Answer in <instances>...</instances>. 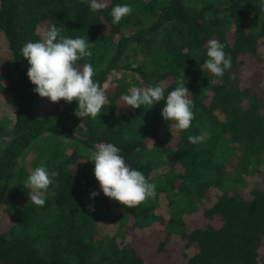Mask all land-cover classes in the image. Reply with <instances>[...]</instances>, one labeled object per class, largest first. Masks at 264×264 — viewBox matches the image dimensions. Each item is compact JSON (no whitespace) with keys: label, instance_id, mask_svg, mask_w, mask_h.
Wrapping results in <instances>:
<instances>
[{"label":"trees","instance_id":"trees-1","mask_svg":"<svg viewBox=\"0 0 264 264\" xmlns=\"http://www.w3.org/2000/svg\"><path fill=\"white\" fill-rule=\"evenodd\" d=\"M106 3L93 12L90 0H0V35L8 50L0 95L14 112L0 124V211L12 202L11 225L0 232V264H147L132 243L131 234L141 232L155 238V252L165 262L166 246L177 237L184 264H264L260 0ZM117 4L133 11L113 24ZM52 25L64 29L62 36H87L94 44L91 57L77 63L93 66V80L108 98L95 119L75 116L76 101L54 103L44 115L36 111L40 97L20 49L40 42ZM212 39L225 45L232 62L223 77L201 68ZM247 60L254 70L246 74ZM183 72L195 115L187 130L164 121L163 101L132 109L120 99L132 87L156 85L167 97ZM201 131L209 138L190 144L188 136ZM100 143L119 147L126 163L155 183V198L127 208L105 197L90 161ZM39 166L59 172L42 207L24 188ZM92 191L99 193L95 199ZM163 201L166 216L157 213Z\"/></svg>","mask_w":264,"mask_h":264},{"label":"clouds","instance_id":"clouds-1","mask_svg":"<svg viewBox=\"0 0 264 264\" xmlns=\"http://www.w3.org/2000/svg\"><path fill=\"white\" fill-rule=\"evenodd\" d=\"M106 7V0H90V10L93 12ZM259 7L264 11V0H260ZM132 11L128 4L113 6L112 23L119 24L122 18L130 15ZM63 31L64 29L52 25L42 33L40 42H28L20 49L21 56L29 65L27 77L35 86L33 91L40 98H47L51 103L76 101L75 116L80 119H95L108 98L101 85L93 80V66L90 63H84L82 66L77 63L91 57L90 49L94 44L89 42L87 36H62ZM224 47L225 45L215 39L209 40L208 58L201 68L216 77H223L225 70L232 67ZM185 83L183 72L176 81L177 86L167 97L164 94V86L156 85L145 88L132 87L129 89L130 94L122 95L120 99L132 109H139L141 106L153 107L163 101L161 116L164 121L170 122L171 129L184 131L191 127L195 118L192 111L194 104L188 98L190 92ZM9 108L11 109L10 106ZM208 138L209 133L201 131L197 136H188V142L193 145L201 144ZM94 148L95 150H90V161L94 164L93 174L105 197L127 208H134L149 197L155 198V183H149L141 171L131 168L121 155L119 147L112 143H100ZM58 176V171L49 172L44 166L36 167L24 182V188L29 190V201L42 207L45 204V192L52 184L53 178ZM98 195L96 191L90 194L92 199ZM88 210L95 211L94 205H89Z\"/></svg>","mask_w":264,"mask_h":264},{"label":"rangeland","instance_id":"rangeland-1","mask_svg":"<svg viewBox=\"0 0 264 264\" xmlns=\"http://www.w3.org/2000/svg\"><path fill=\"white\" fill-rule=\"evenodd\" d=\"M40 27L39 29H41ZM8 58V50L6 46V42L4 41L2 35H0V74H3L4 71V62ZM250 60H247L246 66L248 69H246L245 73L253 71L254 67L251 66ZM250 70V71H249ZM134 75L131 73L127 75L126 80L129 81ZM119 77V75L117 76ZM114 76L110 77L108 83L104 85V88H106L110 84V80H112ZM243 83L246 81L243 79ZM11 107V109L9 108ZM54 107V103H51L47 98H40L37 105H36V111L40 115H44L46 111H51ZM12 112L13 107L8 97H4L0 95V124H4V120L11 119L12 118ZM33 154V153H31ZM32 157V156H31ZM31 157L26 158L25 160L28 162ZM17 204H21L20 199L15 201ZM12 202H7L2 206V209L0 211V232L2 230H5L11 225L12 218H11V208H12ZM164 201L160 204L157 213L160 215L166 216L168 209L164 206ZM198 215H196V218ZM199 219V218H197ZM198 225L202 221H197ZM131 222L128 223V226L130 227ZM132 236V243L138 252V254L144 259L145 263L147 264H184L182 253V242L179 239H176L177 237L172 238V240L167 244L165 255L168 256L167 262L164 261L163 254L158 255L155 252V238L150 235L149 233H137L131 234ZM165 257V256H164Z\"/></svg>","mask_w":264,"mask_h":264}]
</instances>
